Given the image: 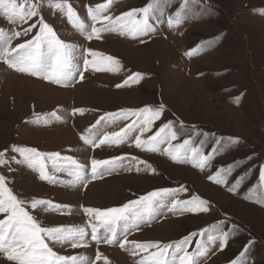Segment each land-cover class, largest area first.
Listing matches in <instances>:
<instances>
[{
	"label": "rangeland",
	"instance_id": "374dc122",
	"mask_svg": "<svg viewBox=\"0 0 264 264\" xmlns=\"http://www.w3.org/2000/svg\"><path fill=\"white\" fill-rule=\"evenodd\" d=\"M20 2V0H18ZM35 2V0H33ZM79 16L91 27L87 6L104 0H68ZM149 0H114L109 9L113 16L134 8L144 7ZM182 0H163L158 12L151 18L155 31L148 36L132 39L117 32L101 33V39L86 41L59 12L43 8L41 15L52 25L59 37L83 48L111 55L118 59V73L84 72V79L72 87H61L41 78L21 74L0 61V150L12 145L37 148L41 152H59L71 156L90 169L91 158L109 159L114 156H132L147 161L156 173L136 172L118 168L110 175L90 178L87 187L49 184L38 178V173L24 165L10 163L12 171L0 166V174L7 176L9 186L21 198L50 199L68 205L71 211L35 213L42 226H86L87 217L81 206L105 209L121 206L131 199L161 187L188 188L180 199L192 194L210 202L208 213L174 215L164 209L150 223L133 231L129 240L161 241L180 240L191 232L213 223H222L224 230H235L227 247L218 251V244L210 247L201 264H229L249 241L254 243L244 258V264H264V206L244 197L258 183L259 170L264 165V0H189L187 18L179 26L169 28L167 19L179 9ZM26 24L13 25L0 14V29L7 32L22 31ZM98 27L100 25H97ZM36 30H33V33ZM30 37L21 36L12 46ZM143 40V42H141ZM211 42V43H209ZM203 45L199 54L188 57L190 49ZM133 72L144 78L130 87L117 88ZM165 105L160 120L153 125V134L162 123L182 121L185 132L197 143L206 139L204 152L211 151L215 139L239 138V143L219 154L212 161L211 169L201 171L190 163H174L161 153H150L135 148L134 143L93 148L84 145L80 136L104 113L120 109H137L145 105ZM85 109L81 115L73 110ZM55 112L60 119L34 124V113L43 115ZM134 117L120 121L102 131H118L131 123ZM178 126V123H177ZM195 126L197 136L190 130ZM99 127V126H98ZM187 136L173 143H181ZM134 139V136H133ZM19 155L16 153H10ZM249 157L251 159H249ZM129 161L126 160L125 164ZM235 162L228 185L210 182L207 176L221 165ZM49 171L57 180L67 181V172ZM143 165L140 168L143 169ZM241 177L243 179L241 180ZM237 191L230 193L228 186ZM3 218V214H0ZM86 237L88 246L77 249L69 245H52L59 255H83L94 259L96 250L108 258V264H137L144 253L133 256L126 245H96ZM194 237L189 251L195 248ZM0 264H9L0 257ZM98 264H104L103 258Z\"/></svg>",
	"mask_w": 264,
	"mask_h": 264
},
{
	"label": "snow or ice",
	"instance_id": "6c2138e0",
	"mask_svg": "<svg viewBox=\"0 0 264 264\" xmlns=\"http://www.w3.org/2000/svg\"><path fill=\"white\" fill-rule=\"evenodd\" d=\"M114 0H104L95 6H87V18L91 21L89 25L75 11L68 0H0V14L5 16L13 25L26 24L34 17L35 22L28 24L22 31L7 32L0 29V61L18 73L32 77L41 78L44 81L59 85L61 87H72L77 76L79 80L84 79V72L89 69L95 72L118 73L121 70L120 61L111 55L95 51L91 48L81 49L73 43L62 40L52 25L47 23L41 11L47 7L59 12L66 17L68 23L82 35L86 41L101 39V33L117 32L120 35L138 39L148 36L156 29L151 23V18L158 12L162 15L160 5L163 0H149L144 7L134 8L119 15L113 16L109 9ZM189 0H182L179 9L170 14L167 19L169 28L179 26L187 18L186 7ZM97 25H100L99 27ZM36 30L33 33V30ZM21 36L30 37L22 43L12 46V41ZM143 42V40L141 41ZM211 43V42H209ZM203 45L190 49L186 56L199 54ZM144 78V74L133 72L117 88L130 87L138 84ZM165 105H145L137 109H120L117 112H108L100 116L94 124L85 130L86 134L80 136L84 145L99 148L107 145H121L131 141L135 148L150 153H161L174 163H190L194 168L201 171L211 169L212 161L217 155L226 152L231 146L239 143V138L229 137L215 139L211 151L204 152L206 139L197 143L192 136L185 132L182 121H167L151 135L145 136L152 131L153 125L160 120ZM85 109L77 108L76 113L83 114ZM134 117L131 123L120 127L118 131H102L106 127H114L120 121H127ZM49 119L59 120L55 113L37 115L30 123H47ZM178 123V126H177ZM99 126V127H98ZM197 136L207 137V133H199L195 126L190 130ZM134 136V139H133ZM184 138L181 143H173ZM16 153V155H10ZM249 159H251L249 157ZM129 162L125 164V161ZM14 162L24 165L38 173L41 181L49 184L62 183L65 186L87 187L90 178L96 179L104 175H110L118 168L126 167L128 171L133 170L131 162H135V171L156 173L157 170L147 161L132 156L129 160L126 156H114L109 159L91 158L90 169L81 164L71 156H62L59 152L45 153L34 147L12 145L10 148L0 150V166H5L8 171L13 169L9 166ZM53 172H67L70 180L61 181L50 173L49 164ZM143 165V169L140 168ZM235 162L227 166L221 165L207 179L217 185L227 186L228 177L232 174ZM243 177H241V180ZM230 193L237 191L236 186H228ZM188 188L184 185L179 187H161L148 191L131 199L121 206L100 209L96 207L81 206L83 214L88 218L86 226H42L35 213L59 212L63 209L71 211L70 206L60 205L50 199L44 198H21L15 194L9 186L7 176L0 174V257L9 264H98L103 258L104 264H108V258L103 256L97 248L94 259L83 255H59L50 246L56 244L69 245L73 249L87 247L86 237L90 228L91 240L100 244H119L128 249L133 256L140 255L137 264H201L202 258L208 255L211 246L217 242L218 251L227 247L229 238L235 230H224L222 223H213L198 232H191L180 240L168 243L161 241H136L129 240V235L135 230L139 231L142 225L150 223L164 209L174 215L186 213L200 214L210 211V202L192 194L188 199H180L181 193H187ZM261 206H264V165L260 167L258 183L249 189L248 195L244 197ZM195 248L189 251L193 238ZM254 241H249L243 251L229 262V264H244V258Z\"/></svg>",
	"mask_w": 264,
	"mask_h": 264
}]
</instances>
